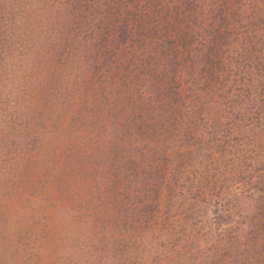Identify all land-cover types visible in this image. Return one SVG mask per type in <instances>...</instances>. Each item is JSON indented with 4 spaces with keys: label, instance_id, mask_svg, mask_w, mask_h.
Masks as SVG:
<instances>
[{
    "label": "trees",
    "instance_id": "16d2710c",
    "mask_svg": "<svg viewBox=\"0 0 264 264\" xmlns=\"http://www.w3.org/2000/svg\"><path fill=\"white\" fill-rule=\"evenodd\" d=\"M32 244L264 264V0H0V246Z\"/></svg>",
    "mask_w": 264,
    "mask_h": 264
},
{
    "label": "rangeland",
    "instance_id": "374dc122",
    "mask_svg": "<svg viewBox=\"0 0 264 264\" xmlns=\"http://www.w3.org/2000/svg\"><path fill=\"white\" fill-rule=\"evenodd\" d=\"M17 253L16 257L8 259L9 255ZM0 264H52V259L47 255V249L30 246L8 248L0 246ZM65 264H71L66 261Z\"/></svg>",
    "mask_w": 264,
    "mask_h": 264
}]
</instances>
